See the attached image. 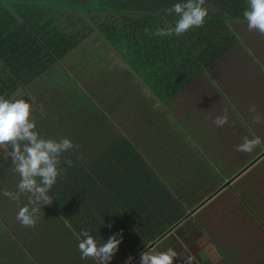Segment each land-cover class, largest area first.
I'll return each mask as SVG.
<instances>
[{"label": "trees", "instance_id": "obj_1", "mask_svg": "<svg viewBox=\"0 0 264 264\" xmlns=\"http://www.w3.org/2000/svg\"><path fill=\"white\" fill-rule=\"evenodd\" d=\"M183 2L0 0V96L28 100L30 119L41 137L87 141L93 137L89 133L93 125L99 128L108 119L95 112L92 117L96 121H91L82 108L81 130L72 117L80 105L74 90L88 92L100 101L98 106L91 103L104 113L115 110L124 92L136 93L133 74L143 81L142 89L150 88L155 97L162 99L234 46L237 37L230 23L246 22L243 12L247 0H205L208 14L202 27L181 35H153L157 28L175 23L178 17L168 9ZM107 79L114 80V90H107ZM61 98L68 99V109L59 103ZM106 129V125L101 128ZM125 147L123 153L127 154ZM71 155L59 157L58 168L62 171L49 195L53 197L51 202L61 207L75 199L78 211H82L84 196L90 204L97 198L93 189L99 184L94 180L89 185L85 167L101 165L102 154H84L79 159ZM258 169L264 174V161ZM233 187L226 195L227 199L233 198L231 203L216 206L213 217L203 226L210 242L232 264H264V220L250 205L254 195L251 189ZM255 202L259 203L256 196Z\"/></svg>", "mask_w": 264, "mask_h": 264}, {"label": "crops", "instance_id": "obj_2", "mask_svg": "<svg viewBox=\"0 0 264 264\" xmlns=\"http://www.w3.org/2000/svg\"><path fill=\"white\" fill-rule=\"evenodd\" d=\"M257 51H247L244 57L261 65L257 73L241 76L234 67L215 69L220 57L168 97L159 99L144 87L143 93L149 94L153 104L149 110L155 115L143 127L140 121L119 123L121 139L132 136L139 154H102L101 166L85 167L89 185L99 181L98 188H92L98 199L88 204L84 196L82 211L75 199L63 207L54 202L41 204L35 227H23L16 219L9 240H1L7 231L0 215L4 229H0V264H98L94 258H81L77 240L81 230H88L98 244L119 234L121 242L110 264H139L140 253L151 246L174 249L178 256L173 264H232L210 242L203 223L213 217L216 206L231 203L233 198L226 195L235 178L242 172L260 171L258 166L264 161V57L256 56ZM209 69L214 73L213 84ZM192 84L194 93L187 90ZM183 92L187 100L180 97ZM214 99L220 105H214ZM251 105L260 114V123L253 122ZM135 108L123 103L117 112ZM225 108L228 121L217 127L213 118L223 115ZM252 133L261 138V145L249 153L235 151V145ZM174 139L178 142L173 143ZM178 149L181 153L173 154ZM7 186L18 192L17 184ZM29 195L13 200L14 205H26ZM3 241L9 244L4 246Z\"/></svg>", "mask_w": 264, "mask_h": 264}, {"label": "clouds", "instance_id": "obj_3", "mask_svg": "<svg viewBox=\"0 0 264 264\" xmlns=\"http://www.w3.org/2000/svg\"><path fill=\"white\" fill-rule=\"evenodd\" d=\"M204 4L205 0H185L183 3L174 4L168 12L174 13L178 19L174 24L157 28L153 35H181L193 27H202L208 14ZM247 4L243 17L248 30H255L264 35V0H247ZM249 111L254 113L253 122L260 123L261 116L256 113L255 105H251ZM30 112L31 104L28 100L16 96H0V150H3L4 159L11 157L15 171L19 174L18 193L30 194L28 203L19 207L16 216L23 227H35L41 204H50L53 199L49 195L50 189L62 171L58 168L59 157L74 147L72 141L66 137L59 140L41 137L35 131L36 125L30 119ZM227 121L228 109L225 108L224 114L214 117L212 122L217 127H223ZM261 143V138L252 133L251 138L244 136L242 142L235 145V151L249 153ZM65 163L71 166L70 160L66 159ZM4 195L18 201L17 194L5 190ZM117 235L119 234H113L103 244H98L88 230H81L77 234L81 258L91 257L97 259L100 264H107L121 242ZM177 256L178 253L172 248L158 250L157 247L151 246L140 253L139 264H173V258ZM131 259L129 257L128 261Z\"/></svg>", "mask_w": 264, "mask_h": 264}, {"label": "rangeland", "instance_id": "obj_4", "mask_svg": "<svg viewBox=\"0 0 264 264\" xmlns=\"http://www.w3.org/2000/svg\"><path fill=\"white\" fill-rule=\"evenodd\" d=\"M232 30L234 31L237 42L235 43V46L231 48L227 53H225L217 62L215 69L219 70H228L236 69V72H240L241 76H244L243 74L247 73H257L258 67H260V64L251 63L250 59L245 60L244 57L246 56V52H250V50H258L256 56H263L264 57V35H261L257 31H249L247 28V23L242 21H233L230 23ZM261 45V46H260ZM252 48V49H251ZM261 61V60H260ZM264 62V59L262 63ZM237 64L236 66L234 64ZM264 65V64H263ZM59 70V68H57ZM214 69V68H213ZM207 72L212 73V69H209ZM212 75L214 73L209 74L208 78L213 84ZM230 76L229 74L225 75V77ZM134 78V82L136 83L134 85L133 93L135 94H128L127 92H124L123 99L116 101V108L108 109L109 111L102 112L99 109H96L95 106L92 105L91 101H94L95 105H100V101H95L93 96L90 95L88 92L85 91H75L74 90V96L75 98H78L79 104L81 107L78 106V109H74V114L72 115L74 121H78V126L82 127L81 130H83L84 123L82 122L81 112L85 109L86 115L89 114L88 117H90L91 121H96L92 116L96 112L98 115L102 116L105 121L103 124H101L98 127V124L93 125L94 130L90 131L93 135V137L89 138L87 141L83 138L81 142L75 141L72 142L74 147L70 148L68 151L63 152L62 154H76L77 158L84 157V154H90L92 156L94 155H100V154H124L123 148L126 146L129 148L130 152L126 148L127 154H139L134 150V142L132 136L122 138L124 141H119V138L123 137V129L119 126V123L123 122L124 120H129V123L131 124L132 121H135V125L140 121L141 126L143 127L144 121L150 119V117H153L155 113L153 111H150V106H153V104H150V96L148 93H143L141 82L142 80H139L137 76L132 74V77ZM114 80L113 79H107L106 86L107 90H114ZM195 84H192L191 86H187V90L194 93L196 89L192 88ZM141 88V92L139 93V89ZM231 88V87H230ZM234 88L237 89L235 86ZM238 90V89H237ZM231 91V90H230ZM136 95V96H134ZM180 95V94H179ZM178 95V96H179ZM183 98V100H187L185 92L182 93L180 96ZM134 99V100H133ZM139 102V103H138ZM185 103L187 101H184ZM59 103L64 105V108L68 109L69 101L68 99L61 98ZM126 106L128 109L135 108L134 105L137 103V107L135 110L131 112H117L118 106L122 105ZM213 104L218 106L220 105V101L214 99ZM82 108H84L82 110ZM82 110V111H81ZM88 110H91L89 112ZM156 115L160 112L159 110L156 111ZM72 119V120H73ZM107 126L106 130H101L103 126ZM65 128H67V123ZM172 128H176L175 125H172ZM128 129V128H126ZM130 130V129H129ZM128 130V131H129ZM132 130V129H131ZM129 132L130 135H132V132ZM148 132L146 133V136L148 138L149 134V128L146 129ZM263 130V128H261ZM121 131V132H120ZM176 136V133L174 134ZM95 138H100L101 140H96ZM178 141L176 139L173 140V143H177ZM109 143V144H107ZM11 151V148L8 149ZM182 149H178L173 154H180ZM3 150H0V215L2 218V225L4 224V228L7 231V237H3L1 240H9L11 236H14V223L16 221V216L19 210V207L14 205L13 199H11L9 196L4 195L5 190L17 194L18 198L22 196L23 194H20L18 192H12L10 188H8L7 184H18L19 182V174L15 172V165L11 162V157H8L7 159L3 158L2 155ZM72 156V155H71ZM94 166H101V165H94ZM13 169V170H11ZM255 170V169H254ZM18 174V175H17ZM18 179V180H15ZM234 189L235 190H247L251 189L250 192L254 195V199H252L250 205L255 210L256 213L261 214L262 219L264 220V174H262L260 171H246L245 173H240L237 178H235V181L233 182ZM254 188V190H252ZM255 196L258 200V206L255 202ZM29 199V198H28ZM28 199H26V203L28 202ZM25 203V204H26ZM3 205V206H1ZM23 205V203H22ZM77 208L79 209V204L77 205ZM5 212L4 215L1 214V212ZM2 229V227H0ZM4 230V229H2ZM1 231V230H0ZM243 234V232H242ZM0 240V241H1ZM4 240V241H5ZM4 241L2 243H4ZM9 244V243H6ZM4 243V246H6ZM11 246V245H10ZM13 247V246H12Z\"/></svg>", "mask_w": 264, "mask_h": 264}, {"label": "bare ground", "instance_id": "obj_5", "mask_svg": "<svg viewBox=\"0 0 264 264\" xmlns=\"http://www.w3.org/2000/svg\"><path fill=\"white\" fill-rule=\"evenodd\" d=\"M97 260V259H96ZM112 258L107 262V264L111 263ZM98 261V260H97ZM98 263L100 264V262L98 261Z\"/></svg>", "mask_w": 264, "mask_h": 264}]
</instances>
